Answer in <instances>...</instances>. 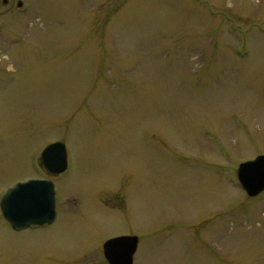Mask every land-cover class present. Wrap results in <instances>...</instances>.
<instances>
[{
	"label": "rangeland",
	"instance_id": "374dc122",
	"mask_svg": "<svg viewBox=\"0 0 264 264\" xmlns=\"http://www.w3.org/2000/svg\"><path fill=\"white\" fill-rule=\"evenodd\" d=\"M259 154L264 0H0V197L48 178L57 211L0 214V264H104L121 234L133 264H264V190L236 179Z\"/></svg>",
	"mask_w": 264,
	"mask_h": 264
},
{
	"label": "water",
	"instance_id": "95a60500",
	"mask_svg": "<svg viewBox=\"0 0 264 264\" xmlns=\"http://www.w3.org/2000/svg\"><path fill=\"white\" fill-rule=\"evenodd\" d=\"M20 3H18L19 5ZM42 166L50 174L62 173L67 166L63 142L47 144L40 152ZM238 183L246 195L252 197L264 190V154L238 164ZM54 186L47 179H29L9 187L0 198V211L13 228L49 223L55 216ZM137 237L118 236L103 244L108 264H132Z\"/></svg>",
	"mask_w": 264,
	"mask_h": 264
},
{
	"label": "flooded vegetation",
	"instance_id": "af4514ba",
	"mask_svg": "<svg viewBox=\"0 0 264 264\" xmlns=\"http://www.w3.org/2000/svg\"><path fill=\"white\" fill-rule=\"evenodd\" d=\"M3 2H6V0L3 1ZM27 179H30V178H27ZM27 179H25V180H27ZM37 179H42V178L37 177ZM25 180H20V181H25ZM15 183H16V182H15ZM56 216H57V211H56ZM55 218H56V217H55ZM44 225H46V224H43V225H31V226H29V227H27V228H31V227H41V226H44ZM11 229H12V230H15V231L20 230V229H13V228H11ZM23 229H24V228H23ZM121 235H124V234H121ZM121 235H116V236H113V237H117V236H121ZM113 237H109V238H107V239H105L104 241L101 242L99 253H100V256H101V258H102L104 264H108V263H107V260H106V258H105V256H104L103 243H104L106 240H108V239H110V238H113ZM138 242H139V241H138V237H137L136 250H137V248H138ZM136 250H135V252H134V254H133V259H134V255H135V253H136ZM93 256H94V257L97 256V253H95V251L93 252Z\"/></svg>",
	"mask_w": 264,
	"mask_h": 264
}]
</instances>
